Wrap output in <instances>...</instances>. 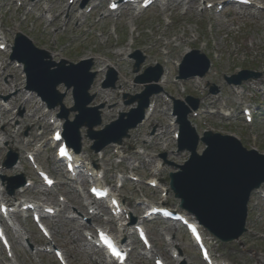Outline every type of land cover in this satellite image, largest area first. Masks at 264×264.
<instances>
[{
    "label": "rangeland",
    "instance_id": "obj_1",
    "mask_svg": "<svg viewBox=\"0 0 264 264\" xmlns=\"http://www.w3.org/2000/svg\"><path fill=\"white\" fill-rule=\"evenodd\" d=\"M260 1L264 4V0ZM67 2L36 0L37 4L34 5L35 2L31 3L30 0H20L21 5L18 7L14 0H0L1 31L8 40L5 51H0V88L10 87L6 92L0 90V110L7 108L10 111L0 113V175H23L32 183L23 194L25 197L37 200L41 205L46 203L60 209L57 216L49 217L46 221L50 233L48 240L41 238L26 214L15 217L13 227H7L11 252L5 254L0 248V264H57L52 254L47 253L51 246L61 248L67 264H104L100 253L85 240L84 235L88 229L82 221L73 217L77 213L89 218L88 208L80 210L82 204L90 205L87 200L86 189L89 182L86 171L74 181L63 174L64 169L54 161V152L49 146L53 130L49 122L55 120V113L46 111L35 94L24 89L21 67L8 60L16 31L29 37L37 48L56 55L52 58L54 61L66 59L76 63L85 56H90L97 62L106 61L115 69L118 82L114 89L101 87L105 73H97L90 89V93L95 94L91 106L102 103L105 105L103 112L109 115L108 118L102 116L103 124L115 119L118 112L128 111L129 107L122 104L123 93L135 94L142 91L143 86L134 83L137 75L149 66H165L162 67L168 74L167 83L161 87L164 91L156 99L152 122L132 130L117 154L114 152L116 149L110 146L99 155H94L89 150L90 141L85 137L82 139L83 150L79 159L83 165L90 170L100 171V183H111L114 191L118 190L117 179H120L123 187L118 193L124 202L130 203L134 216L138 213L140 215L144 203L147 204L149 200L162 201L164 205L181 211L171 192H166V197L161 194L162 190H168V174L174 172L175 168L158 164L159 155L166 154L168 162L178 165L188 157L185 151L177 153L172 130L168 127L167 115L163 111L166 107L171 108V101L165 103L163 95L181 100L189 95L200 101V115L191 119V124L199 135L204 130L233 135L243 147L256 149L264 154V12L233 5L215 14L214 9L200 11L198 6L201 3L198 0H170L165 5L159 4L139 12H133L127 6L117 17L107 11V0H90L88 5L93 6V10L87 15L78 5L73 6L72 14L67 13ZM29 9L30 12H27ZM45 13L47 20L42 18ZM56 13H60L57 23L53 22ZM101 14L106 17L100 19ZM132 16H135L133 21L130 20ZM130 29L133 30L132 34L129 33ZM129 42L131 47L128 46ZM180 42L182 45L178 46ZM166 43L168 44L165 46ZM186 48L204 53L212 67L203 78L174 82L177 75L174 63L181 61ZM125 50L123 55H116ZM161 50H167L168 55H164ZM135 51L144 56L138 73H133V61L129 59V55ZM100 68H103V63L94 64L93 70ZM243 69L260 71L263 76L243 83L237 90L240 94L236 95L234 89L224 81V76H231ZM209 85L216 86L218 93L210 94ZM58 89L65 91L62 86ZM100 91L104 94L101 95ZM19 93L23 99L13 104L12 98ZM27 99L29 103L22 106L23 100ZM64 104L67 108L72 105L70 91L66 92ZM246 105L252 106L257 112L250 125L244 123L240 114ZM220 107L230 111V118L207 113ZM34 111L32 121H29L28 117ZM83 133L84 131L82 135ZM157 134L162 135L153 139V135ZM8 148L20 153V165L17 169H1ZM141 149H144L145 156L139 154ZM202 149L203 145L200 143L198 151ZM27 153L37 154L38 164L57 178L53 188L45 190L41 186L26 160ZM157 166H160L158 174L154 171ZM122 175L126 178L121 179ZM128 176L137 177L138 181L132 182L127 179ZM152 177L158 182L155 189L145 185ZM260 191L264 193V185ZM0 199L7 200L10 197L3 193L0 194ZM138 202H142V205H137ZM188 216L192 218L191 215ZM247 218V232L238 241L222 244L205 233L212 241V255L217 259L215 264H264V203L258 194H252L250 198ZM93 222L95 227L102 224L117 233L116 227L108 222L107 216L102 212H98ZM148 228L152 243L156 245V254H160L166 263L204 264L183 228L177 223L155 221ZM173 253L178 255L176 261L172 257ZM129 264L152 262L136 246L130 254Z\"/></svg>",
    "mask_w": 264,
    "mask_h": 264
},
{
    "label": "water",
    "instance_id": "obj_2",
    "mask_svg": "<svg viewBox=\"0 0 264 264\" xmlns=\"http://www.w3.org/2000/svg\"><path fill=\"white\" fill-rule=\"evenodd\" d=\"M12 61H17L24 66L27 76V89L34 91L49 108L60 106L59 118L65 120L63 137L68 146L76 153L80 151V129L86 128V136L94 140L91 149L95 152L102 150L111 143L122 142L123 137H128V130L136 127L143 119L149 97L158 92L156 87L146 86L140 95L128 97L125 105L138 103L136 109L127 114H120L116 122L105 126L102 131H94V127L101 124L99 109L87 108L94 96L88 95L94 73H89L91 62L79 65L62 61L55 64L51 61L47 52L38 50L21 35L17 36ZM142 59L135 64L138 69ZM56 67V69H51ZM209 62L198 52L193 51L185 57L180 66V78L202 77L208 70ZM151 69L136 79L138 83L151 81L149 74ZM160 71L153 78L157 81ZM242 77L227 78V82L240 84L248 78H258L260 74L246 72ZM116 76L112 75L110 82H105L104 87H114ZM64 84L68 90L73 87L74 107L66 110L62 104L64 94L57 91V86ZM192 109H196L198 101L188 98ZM70 112L77 113L73 122L68 121ZM190 111L180 102H174V113L180 126L179 151L187 150L190 153L189 160L179 166L177 173L170 175V187L175 198L180 199V208L192 214L196 220L211 234L223 242L237 239L244 232L246 220V204L250 193L258 189L264 183V156L256 152L246 151L238 140L229 136H221L211 132H205L201 138L207 148L203 155L196 154L198 136L186 116ZM126 118V119H125ZM6 163L11 167L16 162ZM24 184V179L19 178L16 187Z\"/></svg>",
    "mask_w": 264,
    "mask_h": 264
},
{
    "label": "bare ground",
    "instance_id": "obj_3",
    "mask_svg": "<svg viewBox=\"0 0 264 264\" xmlns=\"http://www.w3.org/2000/svg\"><path fill=\"white\" fill-rule=\"evenodd\" d=\"M165 9H166V8H165ZM59 16H60V13H56V14H55L54 19H53V21H54L55 23L58 22V18H59ZM134 17H135V16H132V17L130 18V20L133 21V20H134ZM130 33H131V32H130ZM180 45H182L181 42L178 44V46H180ZM187 51H188V48L185 49V52H187ZM125 52H126V51H123L122 53H118V54H116V55H123ZM50 55H51L52 58H54V57L56 56V55H54V54H52V53H50ZM85 58H86V59H87V58H90V56H87V57H85ZM92 59H93V58H92ZM94 63H95L96 65L101 64V63H103V64L105 65L104 68H102V69H101V68L98 69V73H99V74L104 73V71H105L106 68L111 67V65H110L109 63H107L106 61H98V62H97L96 60H94ZM178 63H179V60H177V61L174 63V66L176 67ZM166 80H167V79H166V75L164 74L163 77H162V79H161V81H160V83H159V85H163V83H166ZM122 84H124V82H123ZM9 88H10V87L2 86V87L0 88V90H1V92H6V91L9 90ZM238 89H239V88L237 87V90H238ZM235 93H236V94H239L238 91H236ZM100 94L103 95L104 92H103V91H100ZM22 99H23V96L21 95V93L16 94V95H14V97L12 98V103H13V104H17V103H19ZM28 103H29V100H25V101L23 102L22 106L27 105ZM153 108H154V105H153V100H152L151 111L153 110ZM165 110H168V108H166ZM9 112H10V111H8V113H9ZM167 112H169V110H168ZM0 113H3V114H4V113H7V111H5V110L1 111V110H0ZM33 115H34V112H32V114L28 117L29 121H32ZM148 116H149V113L147 114L146 120L148 119ZM108 117H109V115H108L107 113L103 112V118H108ZM173 121H174L173 118L170 117L169 126L173 127V128H174V132H175V131H176V127H175V124H173V126H172V122H173ZM150 122H152V119L150 120ZM60 127H61V123H58V124L56 125V129H59ZM157 137H158V136H156L154 139H156ZM18 166H19V165H18ZM17 168H18V167H16V169H17ZM2 189H3V188H2V186L0 185V190H2ZM22 191H24V189L18 191V192L16 193V195L19 194V193L22 192ZM81 206H82L81 208H84V207H85V205H81ZM122 227H123V226H122ZM124 230L126 231V228H123V230H122L121 233H123Z\"/></svg>",
    "mask_w": 264,
    "mask_h": 264
},
{
    "label": "snow or ice",
    "instance_id": "obj_4",
    "mask_svg": "<svg viewBox=\"0 0 264 264\" xmlns=\"http://www.w3.org/2000/svg\"><path fill=\"white\" fill-rule=\"evenodd\" d=\"M110 246V245H109Z\"/></svg>",
    "mask_w": 264,
    "mask_h": 264
}]
</instances>
